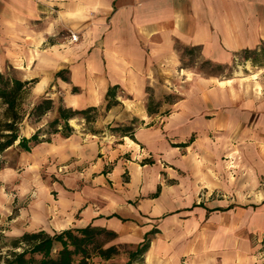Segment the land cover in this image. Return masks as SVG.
Masks as SVG:
<instances>
[{"label": "crops", "instance_id": "obj_1", "mask_svg": "<svg viewBox=\"0 0 264 264\" xmlns=\"http://www.w3.org/2000/svg\"><path fill=\"white\" fill-rule=\"evenodd\" d=\"M263 47L264 0H0V71L33 79L55 112L118 84L119 103L152 120L132 137L74 129L35 144L54 160L55 197H35L12 233L92 222L136 244L155 228L142 264H264V56L242 58ZM167 89L180 94L170 110L148 112Z\"/></svg>", "mask_w": 264, "mask_h": 264}, {"label": "trees", "instance_id": "obj_2", "mask_svg": "<svg viewBox=\"0 0 264 264\" xmlns=\"http://www.w3.org/2000/svg\"><path fill=\"white\" fill-rule=\"evenodd\" d=\"M197 51V46L184 48V53L190 56L196 54ZM262 56H264V47L260 50L244 49L242 52L243 59H249L254 63L258 62ZM181 59L182 65L189 64V58L186 61L184 57ZM205 64H211L210 60L203 59L201 65ZM216 66L220 65L216 64ZM12 70L13 68L9 66L6 70L0 71V106L3 107V118L0 119V152L14 143L21 150L30 151L35 144L50 141L54 133L68 136L74 131V127L69 122L71 118L79 117L86 124L93 119L91 112L98 110L96 105L73 108L59 102L56 114L47 122L46 132L49 136H42L41 127H36L28 136L22 134L19 132V125L23 120L38 122L52 108L53 100L49 94L45 93L31 101L27 108L24 107L25 95L33 79L22 80L14 75ZM56 75H62V71H57ZM72 89L76 90V87ZM121 90L118 84L108 86L103 105L104 110L119 103L117 96ZM150 103L151 98L147 104L148 112L153 111ZM133 129V127L124 128L122 135L132 137ZM88 130L92 133L97 132L89 126ZM111 215L117 216L115 213ZM155 231L156 229L152 228L146 232L132 249L126 251L124 264H142L143 255L150 244L151 234ZM115 237V230L92 222L52 232L44 228L24 230L10 241L12 248L8 250L1 264H91L94 257L100 258V264H112L110 259L119 253L118 244L111 242ZM17 247H20V250H16Z\"/></svg>", "mask_w": 264, "mask_h": 264}, {"label": "rangeland", "instance_id": "obj_3", "mask_svg": "<svg viewBox=\"0 0 264 264\" xmlns=\"http://www.w3.org/2000/svg\"><path fill=\"white\" fill-rule=\"evenodd\" d=\"M197 63V65H201V61ZM201 67L210 72L219 70L211 64L201 65ZM11 72L16 75L14 69ZM121 94L122 96H126V93L119 91L118 95ZM179 96L180 94L174 90H168L158 98L154 97L153 93H151L149 95V98H151L150 106L153 108V111L161 109V112H167L170 108L162 104V102H171ZM37 97H34L29 87L25 95L24 107L27 108L31 101ZM59 102L62 103L61 100ZM104 103L96 105L98 110L91 112L93 119L89 123H83L79 117L70 120L76 132L80 133L83 138L90 137V133H92V131L88 130V126L96 130L97 132L95 134L98 136L110 137L114 135L116 137L118 134L120 135L124 132V128H134L140 124L143 125L144 123L148 124L152 122L150 119H139L122 103L114 104L111 107V111L110 109H103ZM146 104H148V101ZM162 105L164 106L163 109L161 107ZM2 111L3 107L0 106V119L3 118ZM55 114L54 109H50L38 122L28 121V119L23 120L19 125V132L29 135L36 127H41L42 136H49L46 132L47 122ZM113 128L117 129L114 130ZM43 154V151L37 148H31L30 151H23L15 143L0 152V264L8 250L12 248L10 241L18 236L12 233V231H16L30 224L33 212V199L35 197L46 198V203H49V200L55 197V192L51 188L54 174L49 167L53 165L54 160L50 156L42 158ZM62 169V172H65V168ZM124 231L125 233H129L130 227L124 225ZM111 242L118 244L119 253L111 258L110 262L112 264H124L126 251L135 246L134 242L122 240L119 237H116ZM15 249L20 250V247ZM100 262L101 260L95 257L91 264H100Z\"/></svg>", "mask_w": 264, "mask_h": 264}, {"label": "built area", "instance_id": "obj_4", "mask_svg": "<svg viewBox=\"0 0 264 264\" xmlns=\"http://www.w3.org/2000/svg\"><path fill=\"white\" fill-rule=\"evenodd\" d=\"M78 39V35L76 32H73V31H69L68 33V40L69 41H75Z\"/></svg>", "mask_w": 264, "mask_h": 264}]
</instances>
